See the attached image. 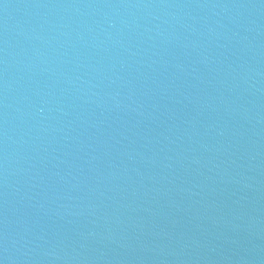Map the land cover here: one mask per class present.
<instances>
[{
	"label": "water",
	"instance_id": "95a60500",
	"mask_svg": "<svg viewBox=\"0 0 264 264\" xmlns=\"http://www.w3.org/2000/svg\"><path fill=\"white\" fill-rule=\"evenodd\" d=\"M0 264H264V0H0Z\"/></svg>",
	"mask_w": 264,
	"mask_h": 264
}]
</instances>
